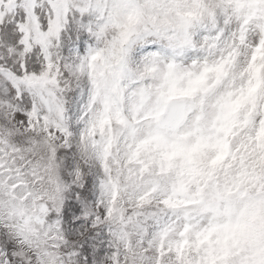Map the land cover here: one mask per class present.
<instances>
[{"label": "snow or ice", "instance_id": "1", "mask_svg": "<svg viewBox=\"0 0 264 264\" xmlns=\"http://www.w3.org/2000/svg\"><path fill=\"white\" fill-rule=\"evenodd\" d=\"M0 264H264V0H0Z\"/></svg>", "mask_w": 264, "mask_h": 264}, {"label": "rangeland", "instance_id": "2", "mask_svg": "<svg viewBox=\"0 0 264 264\" xmlns=\"http://www.w3.org/2000/svg\"><path fill=\"white\" fill-rule=\"evenodd\" d=\"M83 44L84 45V49L86 50L87 48V41H80L78 39L75 38L73 31L71 28L68 29V32L66 33V36L64 37V42H63V47H62V52L65 56L69 55V52L73 49V48H80V45Z\"/></svg>", "mask_w": 264, "mask_h": 264}]
</instances>
